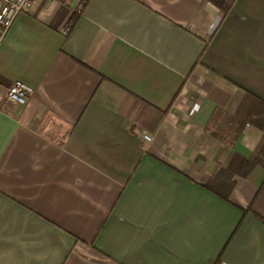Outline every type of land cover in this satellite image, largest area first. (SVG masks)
Segmentation results:
<instances>
[{"label": "crops", "instance_id": "obj_1", "mask_svg": "<svg viewBox=\"0 0 264 264\" xmlns=\"http://www.w3.org/2000/svg\"><path fill=\"white\" fill-rule=\"evenodd\" d=\"M215 2L17 16L0 43V264H264V170L243 167L262 140L264 0Z\"/></svg>", "mask_w": 264, "mask_h": 264}, {"label": "built area", "instance_id": "obj_2", "mask_svg": "<svg viewBox=\"0 0 264 264\" xmlns=\"http://www.w3.org/2000/svg\"><path fill=\"white\" fill-rule=\"evenodd\" d=\"M34 2L35 0H0V43L17 16L30 10ZM32 92L29 86L16 81L8 88L6 99L12 105L24 106L32 95ZM142 137L146 142L151 141V137L144 132L142 133Z\"/></svg>", "mask_w": 264, "mask_h": 264}, {"label": "trees", "instance_id": "obj_3", "mask_svg": "<svg viewBox=\"0 0 264 264\" xmlns=\"http://www.w3.org/2000/svg\"><path fill=\"white\" fill-rule=\"evenodd\" d=\"M215 3H218L224 10L226 7L223 3V0H215ZM78 15H73L69 22V30L75 25ZM248 96L251 99H254V107L252 106L251 110V123L262 133V140L260 141L256 151L254 152L253 157L247 161L243 167L246 170L252 169L253 167H259L264 170V101L248 93Z\"/></svg>", "mask_w": 264, "mask_h": 264}]
</instances>
